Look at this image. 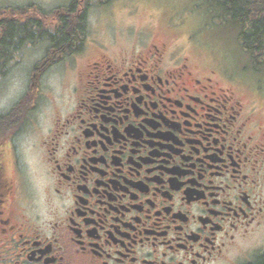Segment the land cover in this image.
Segmentation results:
<instances>
[{
    "label": "flooded vegetation",
    "instance_id": "obj_1",
    "mask_svg": "<svg viewBox=\"0 0 264 264\" xmlns=\"http://www.w3.org/2000/svg\"><path fill=\"white\" fill-rule=\"evenodd\" d=\"M30 2L0 9V32L25 31L0 42V84L37 53L0 103V264H264V115L247 93L175 29L107 43L87 0Z\"/></svg>",
    "mask_w": 264,
    "mask_h": 264
},
{
    "label": "rangeland",
    "instance_id": "obj_2",
    "mask_svg": "<svg viewBox=\"0 0 264 264\" xmlns=\"http://www.w3.org/2000/svg\"><path fill=\"white\" fill-rule=\"evenodd\" d=\"M30 1L0 0V9L37 6ZM44 1L51 5L58 0ZM87 1L90 33H99L108 43L112 36L127 39L123 35L129 30L135 29L137 33L146 30L152 36L163 37L172 35L171 28L175 29L174 38L192 55L195 64L219 68L226 75L224 81H231L232 87L235 85L239 92L247 93L258 113L264 115V69L255 68L250 54L241 45L239 29L223 19L220 9L213 7L208 0ZM18 57L16 61L20 59L21 62H14V68L11 67L0 84V103L3 105H9L23 92L26 68L37 58V53L30 51Z\"/></svg>",
    "mask_w": 264,
    "mask_h": 264
},
{
    "label": "trees",
    "instance_id": "obj_3",
    "mask_svg": "<svg viewBox=\"0 0 264 264\" xmlns=\"http://www.w3.org/2000/svg\"><path fill=\"white\" fill-rule=\"evenodd\" d=\"M208 1L220 9L223 19L239 29L241 45L250 54L255 68L264 69V0ZM21 28L15 22H8L3 26L4 37L0 42H12L13 36L25 33ZM5 54L11 55V51L1 50L0 60L6 58Z\"/></svg>",
    "mask_w": 264,
    "mask_h": 264
}]
</instances>
